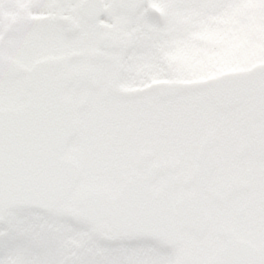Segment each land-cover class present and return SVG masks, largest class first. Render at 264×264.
Returning a JSON list of instances; mask_svg holds the SVG:
<instances>
[{
	"label": "snow or ice",
	"instance_id": "snow-or-ice-1",
	"mask_svg": "<svg viewBox=\"0 0 264 264\" xmlns=\"http://www.w3.org/2000/svg\"><path fill=\"white\" fill-rule=\"evenodd\" d=\"M0 264H264V0H0Z\"/></svg>",
	"mask_w": 264,
	"mask_h": 264
}]
</instances>
